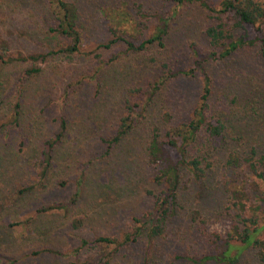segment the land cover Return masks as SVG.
I'll return each mask as SVG.
<instances>
[{"label":"rangeland","instance_id":"rangeland-1","mask_svg":"<svg viewBox=\"0 0 264 264\" xmlns=\"http://www.w3.org/2000/svg\"><path fill=\"white\" fill-rule=\"evenodd\" d=\"M74 1L80 13L82 50L68 56L53 52L67 40L48 31L53 16L46 0H0V41L6 39L15 54L53 52L35 62L0 61V228L9 231L0 237V264H5V256L18 257L16 264H264L260 248L254 244L234 262L213 258L223 251L237 212L232 206L227 209V186L234 182L244 185L256 203L259 195L264 197V180L252 174L246 162L234 166L226 162L231 150H237L242 158L252 147L258 156L264 153V57L259 46L254 43L227 57L213 56L205 29L218 19L197 1L177 9L162 44L126 50V40L138 42L154 32L160 16L170 13L174 4L166 0ZM208 1L213 5L220 2ZM120 12L128 17L118 26L122 39L110 48L96 49L113 38L110 29ZM221 17L233 23L229 15ZM235 32L243 31L238 28ZM91 50L101 52L100 56L89 54ZM121 50L124 52L111 60ZM33 65L41 71L25 82L19 125H10L18 94L16 79ZM182 69L193 73L172 74ZM204 72L211 80L209 119L221 118L226 136L223 147L214 148L200 138L191 148L192 154H202L205 145L213 158L207 175L208 195L197 198L198 181L183 169L189 188L183 191L185 195L179 194L177 213L156 241L141 237L119 250L101 243L97 248L76 251L81 237H122L123 231L137 224L133 216H149L151 192L157 188L147 163L151 131L158 127L165 132L192 117ZM77 80L82 84L70 86ZM98 81L101 89L99 86L93 94ZM67 87L65 103L62 97ZM126 99L137 104L132 113L134 127L107 154V143L100 138L112 137L125 113ZM60 115L67 117V130L54 148L46 176L41 177V143L57 132ZM32 183L34 189L21 194ZM77 186L82 189L75 204L37 211L41 205L68 200ZM260 206L259 225L264 221V203ZM250 211L247 207L246 213ZM77 217L82 226L76 230L70 223ZM48 226L55 229L49 231ZM257 236L264 242V228ZM157 246H162V251H156ZM42 247L62 253L36 259L28 254Z\"/></svg>","mask_w":264,"mask_h":264},{"label":"trees","instance_id":"trees-1","mask_svg":"<svg viewBox=\"0 0 264 264\" xmlns=\"http://www.w3.org/2000/svg\"><path fill=\"white\" fill-rule=\"evenodd\" d=\"M50 12L53 16V21L47 24V29L54 32L67 40L66 44L58 50L53 52H64L68 56L82 50V33L79 28L80 13L79 7L74 0H46ZM174 4V8L170 13H165L160 16L161 23L156 27V30L138 42L126 40V50L140 51L146 49L150 44L155 42L162 44L163 35L167 32L170 18H172L177 9L186 2H199L210 13L212 17L218 19L212 24H209L205 29V34L209 39V43L213 46L211 54L218 57H227L235 53L238 49L245 45H252L256 43L259 46V52L264 57V0H220L218 5L211 4L208 0H166ZM221 14L229 15L233 21L232 24L225 22ZM114 25L111 27L113 38L104 44H99L96 49L101 47L110 48L112 44L121 40L118 26L128 21L126 12H120L117 15ZM241 29L243 32L237 34L236 29ZM6 40V39H5ZM5 40L0 41V61L8 63L13 60H29L32 62L40 58H44L47 54L53 53L51 50L47 52L33 51L31 53H13L10 50L8 43ZM122 51V52H121ZM111 57V60L124 52L121 50ZM93 56H100L101 52L90 51ZM208 56V55H207ZM202 55H198V59ZM110 59V58H109ZM102 62V60H99ZM199 67L203 68L200 60L196 61ZM100 67V66H99ZM41 71L39 67L31 66L24 69L16 79L17 100L12 105L13 121L8 122L10 125H19V108L21 106L22 89L25 82L35 73ZM193 70H178L173 72V75L183 74L192 75ZM211 80L204 72L202 80V87L199 94L198 104L193 110L192 117L176 126H172L162 132L158 127L153 128L147 144V163L152 171V179L157 188L151 192L152 209L149 216L141 218L133 216L134 223L131 228L123 231L122 237L116 235H99L92 238H80V243L75 247L76 251H81L84 248H97L101 243L112 244L115 248L123 247L125 244L136 241L144 237L147 242L156 241L166 230V226L177 213L180 195H185L183 191L189 188V181L182 175V170L185 169L192 178L198 181L197 198L206 197L210 190L209 182H207V175L213 166V158L211 154H207V146L204 147L202 154H192L191 148L193 144L202 138L201 142L207 143L214 148L223 147L226 144L225 136V122L221 118L214 120L209 119L208 111L210 110L209 96ZM82 84L81 80L76 83ZM100 82L94 86L93 94L97 93ZM101 89V86H100ZM68 87L64 89L63 101H68L66 96ZM136 103L130 99H126L124 103L125 113L120 117L116 126L114 134L111 138L100 139L107 143L106 153L110 154L113 150V145H117L123 137L127 136L134 127L135 118L133 111ZM170 117L169 113H165ZM57 118L58 130L53 136L47 137L42 141L39 150L41 161V177H45L48 167L53 161V152L55 146L61 141L64 133L67 130V117L60 115ZM88 128L87 125H84ZM9 129V128H8ZM203 136L205 138H203ZM240 161L246 162V166L256 177L264 180V153L257 155V150L252 147L247 154L242 158L237 150H231L227 154L226 162L230 166L237 165ZM41 179V178H40ZM39 179V181H40ZM38 180L36 182H39ZM35 184L32 183L21 191H32ZM30 189V190H29ZM81 189L76 187L72 196L61 202L41 205L37 211L43 212L51 209H64L69 205L75 204L80 195ZM229 192V204L227 209L232 207L237 209L235 220L232 222L228 233L225 237L223 251L213 255L219 261L234 262L239 259V255L249 245H257L259 250V257L261 263L264 261V242L258 239V233L264 228V221L259 225L260 217L258 210L261 202L264 203V197L259 195L258 201L250 197L249 190L239 183H231L227 186ZM20 191V190H19ZM190 199V196H188ZM247 207L250 212L246 213ZM195 218V216H194ZM72 229H78L82 226V219L73 218L70 223ZM53 226H48L47 230L53 231ZM9 231L0 228V237L7 236ZM239 241V242H234ZM162 251V246H157L156 251ZM61 250L54 247L35 248L28 252L29 255L34 256L35 259L43 257L45 254L57 255L61 254ZM146 257V256H145ZM206 256L202 261L206 260ZM147 259V258H146ZM5 264H16L18 257L5 256ZM108 264H110L108 262Z\"/></svg>","mask_w":264,"mask_h":264}]
</instances>
